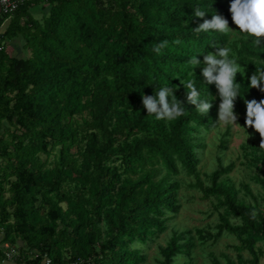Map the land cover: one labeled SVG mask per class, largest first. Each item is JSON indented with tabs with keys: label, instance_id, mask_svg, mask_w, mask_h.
Wrapping results in <instances>:
<instances>
[{
	"label": "trees",
	"instance_id": "trees-1",
	"mask_svg": "<svg viewBox=\"0 0 264 264\" xmlns=\"http://www.w3.org/2000/svg\"><path fill=\"white\" fill-rule=\"evenodd\" d=\"M33 2L39 18L27 12ZM231 2L24 0L3 15L13 18L1 38L19 33L27 51L10 57L0 45V242L17 249V263H142L143 248L178 213L181 174L195 179L187 188L218 198L217 208L224 209L215 232L197 231L199 240L233 235L236 257L223 255V264H258L264 211L223 183L232 163L209 173L207 186L196 168L202 133L215 128L220 100L215 85L204 81L203 67L192 69L188 62H202L216 51L212 46L228 40L217 31L192 30L213 14L233 24ZM197 7L206 11L203 18L195 17ZM164 40L168 46L156 54L153 45ZM230 48L245 67L244 76L235 78L241 88L234 112L243 113L246 101L264 99L247 79L264 67L258 62L264 60V41L257 48L252 38H239ZM182 79L196 81L200 99L213 98L207 114L186 101ZM167 85L177 88L186 111L176 120H157L147 115L141 96ZM253 150V181L264 192V149ZM193 247L190 230H171L156 263L187 258ZM211 264L221 263L212 257Z\"/></svg>",
	"mask_w": 264,
	"mask_h": 264
},
{
	"label": "rangeland",
	"instance_id": "rangeland-1",
	"mask_svg": "<svg viewBox=\"0 0 264 264\" xmlns=\"http://www.w3.org/2000/svg\"><path fill=\"white\" fill-rule=\"evenodd\" d=\"M34 17L37 18L38 13ZM228 27L230 30L239 31L234 24H230ZM239 38L245 39L246 37L240 36L238 33L236 35L227 34L228 42L226 46L230 47L231 43H236ZM260 40L264 41V37ZM24 53H26V50H24ZM200 66H205L203 59ZM250 77L251 75L247 79L249 80ZM219 103L216 102V126L202 133L203 147L197 151L199 160L196 168L199 172V182L201 186H207L209 181L206 178L209 173L217 169L218 166L224 167L232 163L231 170L226 177L222 178L223 183L233 189L236 198L264 211V192L253 181L254 173L257 170L253 166L252 151H254V147L260 145V137L253 130L242 129L245 127L246 112H234L237 117L236 123L242 128L231 125L224 126L218 123ZM223 135L226 143L224 148H220L219 143ZM178 178L177 200L180 206L178 213L168 223V229L143 248L142 254L145 260L140 264H157L156 260L160 259L158 247L164 246L171 235V230L177 232L190 230L194 243L189 256L187 258L178 256L173 264H211L212 257L223 264V255L234 259L237 254L234 247L238 246L239 242L233 235L223 232L215 242H212L208 239L199 240V234L197 233V231H200V235L205 236L206 233L213 234L215 232L214 228L220 222V215L224 214L223 208H217L218 198H203L199 190L187 188L188 183H194L195 179L184 177L181 174L178 175ZM228 221L232 224L238 223L230 216H228ZM255 248L260 249L261 252L258 264H264V243H257ZM240 255L244 259L249 258L245 250H242Z\"/></svg>",
	"mask_w": 264,
	"mask_h": 264
},
{
	"label": "clouds",
	"instance_id": "clouds-1",
	"mask_svg": "<svg viewBox=\"0 0 264 264\" xmlns=\"http://www.w3.org/2000/svg\"><path fill=\"white\" fill-rule=\"evenodd\" d=\"M197 18H203L206 11L199 7L193 9ZM229 12L232 23L239 31L230 30L228 21L223 17L213 14L210 20H204L202 24L192 30L195 33L209 32L210 30L222 34L237 33L240 36L252 38V43L259 48L261 40L264 37V0H232ZM168 41L164 40L153 45L152 50L160 54L168 46ZM173 43L179 44L176 40ZM215 53H207L203 57L204 67L201 75L207 84H214L220 103L218 107V123L224 126H233L242 128L236 123L237 117L234 114V101L240 97L241 84L235 82L237 74L244 76L245 67L238 63V57L233 53L230 47H215ZM264 64V60L258 61ZM194 69L201 63L195 57L189 62ZM191 69V75H194ZM184 89L186 101L195 106L201 114H207L212 107L211 100L200 99V94L195 86L196 81L193 79H182L180 81ZM264 67L255 68L251 75L248 88H258L264 92ZM177 88L167 85L158 87V90L150 96H141L143 108L146 109L147 115H154L157 120L172 121L182 117L185 113L183 102L179 100L175 93ZM246 118L244 121L245 128H252L260 136L259 148L264 149V99L257 102L255 99L246 101Z\"/></svg>",
	"mask_w": 264,
	"mask_h": 264
},
{
	"label": "crops",
	"instance_id": "crops-1",
	"mask_svg": "<svg viewBox=\"0 0 264 264\" xmlns=\"http://www.w3.org/2000/svg\"><path fill=\"white\" fill-rule=\"evenodd\" d=\"M27 12H29V14L33 18H35L34 15L38 13V17H39L40 9H39L38 3L33 2L32 5L27 10ZM12 18L13 17L4 18V16L1 14V11H0V45L3 46V52L7 56L24 57L27 55V51L26 53H24V50H26V48L23 45L24 39L22 35L18 33L15 36L11 37V39H9L8 37L1 38L2 33L4 32L5 28L8 26V23L10 22ZM23 20L24 18L20 17V19L18 20V24L22 25ZM16 254H17V249L15 248V254H14L13 259L10 261H6L2 258V260L0 261V264H19L17 263V261L14 260V258H17Z\"/></svg>",
	"mask_w": 264,
	"mask_h": 264
},
{
	"label": "built area",
	"instance_id": "built-area-1",
	"mask_svg": "<svg viewBox=\"0 0 264 264\" xmlns=\"http://www.w3.org/2000/svg\"><path fill=\"white\" fill-rule=\"evenodd\" d=\"M24 0H0V11L2 15L10 16V14L15 11L17 6ZM0 251L3 254V259L10 261L13 259L15 254V247L9 245L7 242H0ZM35 257V254H33ZM45 264H48V261L45 260Z\"/></svg>",
	"mask_w": 264,
	"mask_h": 264
}]
</instances>
